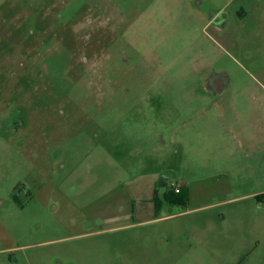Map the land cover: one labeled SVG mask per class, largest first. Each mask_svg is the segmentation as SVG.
Segmentation results:
<instances>
[{
  "label": "rangeland",
  "instance_id": "1",
  "mask_svg": "<svg viewBox=\"0 0 264 264\" xmlns=\"http://www.w3.org/2000/svg\"><path fill=\"white\" fill-rule=\"evenodd\" d=\"M196 3L228 10L218 42ZM121 8L137 33L118 46ZM259 11L264 0H0V264H264ZM213 71L231 80L216 102L202 83ZM152 175L195 197L104 224L102 208Z\"/></svg>",
  "mask_w": 264,
  "mask_h": 264
},
{
  "label": "flooded vegetation",
  "instance_id": "2",
  "mask_svg": "<svg viewBox=\"0 0 264 264\" xmlns=\"http://www.w3.org/2000/svg\"><path fill=\"white\" fill-rule=\"evenodd\" d=\"M201 4L202 3H196V9H197L198 17L206 22V25L204 27L206 31H204V34L207 37H209L210 40L216 43L218 42L216 36H218L221 31H224L228 25V18H229L228 10L225 8H219L217 6H214L212 5L213 3H211L210 6L207 5L208 3H204V7H202ZM170 8H171L170 6H164L161 9V14L159 17H163L162 19H166ZM123 13L124 12L122 11L121 8L118 15H116L117 25H119V27L121 26V30L116 35L114 32L115 36L113 35V33H110V29H106L109 30L108 33H110V35L114 37L113 41L118 46H121L124 43L125 35L126 38L128 39L130 37L127 36H131V34L137 33L136 24L133 21H130L127 18H125ZM133 13H134V9L132 11V14ZM259 13L260 14H258L259 17H257V20H259V22L263 24L264 23L263 20L264 18L262 17L263 13L261 11H259ZM104 24L107 25L106 23ZM209 29H214L215 33L214 32L210 33L208 31ZM102 43H103V39L100 40V45H102ZM123 60L125 61V59ZM203 82L206 87L207 93L212 95L210 99L216 102L215 97L217 96L220 97L227 91V89L230 86L231 80L229 79V76L227 74L225 73L219 74L213 71L211 73H208V75L206 76L205 80L202 81V83ZM9 261L11 263L15 262L12 255L9 256Z\"/></svg>",
  "mask_w": 264,
  "mask_h": 264
},
{
  "label": "crops",
  "instance_id": "3",
  "mask_svg": "<svg viewBox=\"0 0 264 264\" xmlns=\"http://www.w3.org/2000/svg\"><path fill=\"white\" fill-rule=\"evenodd\" d=\"M132 184L133 181H131V183H127V187L125 188L124 186H122V188H124V193L115 200L118 209H116L115 211L112 210L116 206L111 204H107L105 208H102V214L105 213L102 217V221L104 224H109L111 226L117 225V221H119L120 218L124 217L131 220L139 219V221L144 219H153V221H155L157 219L156 217L159 215L162 206L157 211L156 206L153 202V198L155 197V194H157L159 198H162L164 192L167 188H169L170 185H168V183L160 181L156 175L151 176L149 181L145 184V187L141 184L137 186H132ZM185 186L189 189L191 202L195 197V193L193 192V189L191 187H189L188 185ZM142 192H144L143 196L141 195ZM126 197H130L132 201L128 206H126V202L124 201L126 200L124 199ZM101 215H99L98 217H101Z\"/></svg>",
  "mask_w": 264,
  "mask_h": 264
},
{
  "label": "trees",
  "instance_id": "4",
  "mask_svg": "<svg viewBox=\"0 0 264 264\" xmlns=\"http://www.w3.org/2000/svg\"><path fill=\"white\" fill-rule=\"evenodd\" d=\"M153 202L157 211L163 204H167L170 207L187 208L190 202L189 189L185 185H181L180 192L176 193L174 189L167 188L162 198H159L157 194H155Z\"/></svg>",
  "mask_w": 264,
  "mask_h": 264
},
{
  "label": "built area",
  "instance_id": "5",
  "mask_svg": "<svg viewBox=\"0 0 264 264\" xmlns=\"http://www.w3.org/2000/svg\"><path fill=\"white\" fill-rule=\"evenodd\" d=\"M169 188H172V189H174V191L176 193H179L180 192L181 185L172 183V184H170Z\"/></svg>",
  "mask_w": 264,
  "mask_h": 264
}]
</instances>
